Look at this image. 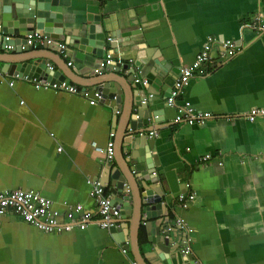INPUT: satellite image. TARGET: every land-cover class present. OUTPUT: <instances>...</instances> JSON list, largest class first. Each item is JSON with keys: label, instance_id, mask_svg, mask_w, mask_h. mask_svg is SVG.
I'll return each mask as SVG.
<instances>
[{"label": "crops", "instance_id": "0c3cea01", "mask_svg": "<svg viewBox=\"0 0 264 264\" xmlns=\"http://www.w3.org/2000/svg\"><path fill=\"white\" fill-rule=\"evenodd\" d=\"M11 3L0 0V12ZM60 4L71 21L101 16L100 26L112 40H107L103 57L94 59L92 53L75 57L67 50L64 55L46 44L25 51L31 47L27 37L19 36L9 50L0 38V71L7 78L0 80V193L35 190L61 213L62 221L77 204L96 219L88 179L100 181L112 195L110 170H121L127 189H133L128 201L139 202L136 193L145 190L144 184L159 191L162 201L145 203L141 220L136 205L135 214L122 216L117 233L95 221L50 233L9 212L0 216V264H264V118L254 122L245 118L264 108V29L254 20L264 17V0H60ZM223 39L234 41L236 54H225L222 45L213 47L214 66L204 65L176 105H169L183 69L207 43ZM108 53L114 62L96 73ZM31 56L50 61L56 72L63 68L69 75L66 81L90 96L36 89L31 80L15 78L20 61ZM138 67L145 80L147 73L156 74L155 81L144 83L152 90L154 86L163 100L152 104L159 107L158 121L144 125L146 132L141 134L142 140H154L149 153L154 168L148 167L143 149L125 148L126 140L139 136L129 128L124 134L132 102L117 104L107 96L99 100L94 92V83L106 74L112 77L111 86L121 80L131 91L124 77L134 68L136 84ZM92 99L98 101L92 104ZM186 102L196 114H206L203 123L176 120ZM150 130L157 135L150 137ZM112 140L115 154L108 159L106 148ZM207 155L211 158L204 160ZM181 193L194 195L187 208L178 200ZM181 217L193 229L189 255L182 251L188 235L176 227ZM148 230L162 239L149 242Z\"/></svg>", "mask_w": 264, "mask_h": 264}, {"label": "water", "instance_id": "95a60500", "mask_svg": "<svg viewBox=\"0 0 264 264\" xmlns=\"http://www.w3.org/2000/svg\"><path fill=\"white\" fill-rule=\"evenodd\" d=\"M12 3L8 7H4L0 12L1 19V29L0 33L5 36H10L9 41L5 40L2 36L1 44H3L5 49L6 44L12 46V49L16 47L17 41L16 36L27 37L35 32H39L43 35L50 36L59 40L61 38L65 39V43L69 46L68 51L71 50V56L82 57L86 52L92 53V58L103 57L104 48L107 45L108 37L106 33L101 28V16L94 15L93 17L88 16L87 21L75 22L69 20L65 17L64 7L60 4V0H11ZM90 22V24H89ZM141 33V32H139ZM116 48L113 44H111ZM32 49L25 48V51H30ZM11 50V49H9ZM95 56V57H94ZM35 59V61H34ZM103 60V59H101ZM21 67L16 68L15 76L20 74V76H29V78L38 77L46 78L51 80H66L69 75L65 72L63 68L60 71L52 70L50 67L53 65L50 61H47L43 57H29L25 60L20 61ZM114 62V61H113ZM9 63V62H7ZM143 70L140 71V73ZM103 72V71H102ZM131 75H128L125 80L129 83L131 91L123 84L120 80H116V83L111 86L110 82L112 77L106 74L94 83L96 86L95 94L97 98L101 96H107L109 99L114 100L117 104H120L124 100V104H128L131 101V108L127 112L126 127L124 134H127V129L129 128L130 133L139 134V136L126 140L125 148L129 150L143 149V154L147 157L145 161L148 167H155V160L152 157L150 160L149 153L152 154L154 150V140L149 138H144L142 140L141 134L146 132L142 129L144 125L150 124L151 121H158L157 119V109L159 107H153V103L163 101L160 97L158 90L153 87V90L147 85V79L156 80L155 77H151L147 73L146 80L147 84L144 83V75L141 73L140 80L134 84V76L136 75L135 69ZM164 74V72H162ZM22 74V75H21ZM160 77V76H159ZM165 76L161 77L164 81ZM158 97V99H156ZM116 106V105H115ZM116 108V107H115ZM128 109V107H127ZM152 131V130H150ZM149 131V132H150ZM152 163V165H151ZM110 175L113 181L114 188L111 189L113 195V202L116 206L121 208L122 216L128 214L136 213V205H139L140 220L142 219V213L145 210L143 207L146 203H156L159 204L162 201V195L159 191L155 190L154 187L144 184V189L139 188L138 193V203L128 201V193L133 189L128 188L126 185V180L123 179V174L121 170L113 173L110 170ZM121 190V191H118ZM134 193V191H133ZM144 219V217H143ZM140 222V221H139ZM112 232L121 231L120 228L111 227L109 228ZM162 239L161 235H157L152 230H148V241L155 243ZM162 242L168 243L167 238H163ZM130 250V244L127 247ZM139 251V249H138Z\"/></svg>", "mask_w": 264, "mask_h": 264}, {"label": "built area", "instance_id": "2783aa9c", "mask_svg": "<svg viewBox=\"0 0 264 264\" xmlns=\"http://www.w3.org/2000/svg\"><path fill=\"white\" fill-rule=\"evenodd\" d=\"M254 20L255 24L259 25V29L262 31L264 29V17L258 15ZM1 37L2 36L0 35V38ZM10 39L11 37L9 35L5 36V40L9 41ZM108 40L111 41L112 38L109 37ZM26 43L32 48H36L43 44L54 45L64 55H66L68 50V46L65 42L56 40L53 37L43 35L39 32H35L27 36ZM217 45H222V47H225V54L229 56H233L237 52L236 45L231 39H223L222 41H216L215 43H207L204 49L199 54H197L195 61L183 69L176 86L173 88L170 96L168 97L169 105H176L177 98L181 94L184 87L188 86L190 81L199 75V70L204 65H208L210 67L212 64L214 66V60L212 59L210 52L212 48L216 47ZM5 47L12 49V46L9 44H6ZM113 61L114 58L112 57V53H108L106 58L101 60L100 64L96 68V73H101L105 68L110 67ZM69 64L71 65L72 63ZM50 68L53 70V66ZM137 71H141L139 67L137 68ZM5 75L6 74L4 72L0 71V80L5 81L7 79ZM15 78L31 80L36 89H51L57 92L62 91L71 94L76 93L87 96L89 95V92L81 91L76 84L70 83L66 80H51L38 77L29 78V76L20 75H16ZM9 84L13 86L15 84V79H10ZM96 100L97 99H92L91 103L95 104L98 101ZM194 110L195 109L192 104L190 102H186L183 106H180L176 120L179 122L184 121L189 124H194L196 121L203 123L206 114L202 112L196 114ZM245 118L251 122H254L260 118H264V108L252 110L245 115ZM52 135L54 134L52 133ZM111 135L114 136L115 133L112 132ZM149 135L150 137H154L157 135V132L152 130L149 132ZM61 149L62 148L60 147L58 150ZM106 154L108 159H113L115 154V143L113 140L108 143ZM210 158L211 155H207L204 160H208ZM88 183L91 185V197L94 199L97 206L98 217L96 219L93 218L92 212L86 211L84 209L82 204H77L73 207H70L66 211L64 215L66 221H62L61 213L58 210L52 209L51 202L45 196L35 190L22 189H15L0 193V216L12 212L13 214L19 215L24 221L34 225L38 229L50 233L56 231L60 232L75 225L84 227L90 221H95L104 229L119 226L122 218V212L121 208L114 204L113 195H109L106 192L105 186L98 180L88 179ZM189 187L190 184L187 183L186 188ZM193 197V193L189 194V196L181 193L178 195V200L181 202L183 208H187ZM176 227L183 230L188 235L184 240L185 248H183L182 251L184 254L189 255L192 251L189 241L191 240L190 234L193 232V229L188 226L186 220L183 217L177 219ZM123 251L125 252L126 250L124 249Z\"/></svg>", "mask_w": 264, "mask_h": 264}, {"label": "clouds", "instance_id": "9594fccd", "mask_svg": "<svg viewBox=\"0 0 264 264\" xmlns=\"http://www.w3.org/2000/svg\"><path fill=\"white\" fill-rule=\"evenodd\" d=\"M144 82H145V80H144ZM146 82H147V80H146Z\"/></svg>", "mask_w": 264, "mask_h": 264}]
</instances>
